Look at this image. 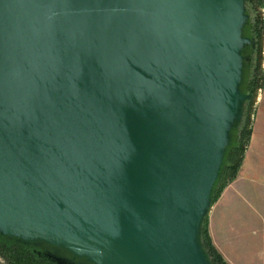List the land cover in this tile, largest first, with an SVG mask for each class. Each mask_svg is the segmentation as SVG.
Listing matches in <instances>:
<instances>
[{"label":"water","instance_id":"95a60500","mask_svg":"<svg viewBox=\"0 0 264 264\" xmlns=\"http://www.w3.org/2000/svg\"><path fill=\"white\" fill-rule=\"evenodd\" d=\"M249 2L0 0V237L53 264H212L256 97Z\"/></svg>","mask_w":264,"mask_h":264},{"label":"crops","instance_id":"0c3cea01","mask_svg":"<svg viewBox=\"0 0 264 264\" xmlns=\"http://www.w3.org/2000/svg\"><path fill=\"white\" fill-rule=\"evenodd\" d=\"M259 13L264 20V0ZM236 177L211 205V243L227 264H264V87Z\"/></svg>","mask_w":264,"mask_h":264},{"label":"trees","instance_id":"16d2710c","mask_svg":"<svg viewBox=\"0 0 264 264\" xmlns=\"http://www.w3.org/2000/svg\"><path fill=\"white\" fill-rule=\"evenodd\" d=\"M259 7L260 5L257 0H251V2L247 4V9L251 16L250 32L256 37L259 34L264 33V20H261L260 16L256 15V9ZM252 72L253 70L250 68L247 79L248 89L254 82ZM249 135L250 129H246L241 123L235 133L234 143L227 155L226 164L221 174L220 181L216 186L213 195V202L218 197L223 186L236 176ZM206 223L207 220L205 219L201 230V240L210 257L211 263L227 264L210 243L208 234H206ZM0 257L4 260V264H52L33 253L30 249L24 248L23 246L2 237H0Z\"/></svg>","mask_w":264,"mask_h":264},{"label":"rangeland","instance_id":"374dc122","mask_svg":"<svg viewBox=\"0 0 264 264\" xmlns=\"http://www.w3.org/2000/svg\"><path fill=\"white\" fill-rule=\"evenodd\" d=\"M258 38V41H259V44H258V47H257V50L256 52L254 53L253 55V60H252V65H251V68L253 70L252 72V77L254 79V82L253 84L250 86L249 90L256 96L255 97V100L251 101V102H248L246 103L245 105V109H244V115H243V120H242V124L244 125V127L246 129H250V135H249V138L251 136V132H252V127H253V123H254V119L258 113L257 111V107H258V104H259V98H260V95L262 94V89L264 87V33L262 34H259L257 36ZM248 142H249V139H248ZM248 142L247 144L245 145V149H244V152H243V156H242V159H241V162L243 160V157H244V153H245V150L247 148V145H248ZM240 162V164H241ZM240 167V165H239ZM239 169V168H238ZM238 172V171H237ZM237 175V173H236ZM236 177V176H235ZM234 177V178H235ZM233 178V179H234ZM233 179L231 181H233ZM230 181V182H231ZM229 182V183H230ZM227 183L225 186H223V188L220 190V193L219 195L221 194V192L223 191V189L229 184ZM218 195V197H219ZM217 197V198H218ZM217 198L215 199V201L217 200ZM214 201V202H215ZM212 202V204L214 203ZM206 220H207V217H206ZM207 224V223H206ZM206 228H207V225H206ZM206 234H208V228L206 229ZM208 238L210 240V237H209V234H208ZM210 243H211V240H210ZM212 244V243H211ZM213 246V245H212ZM0 264H4V260L0 257Z\"/></svg>","mask_w":264,"mask_h":264},{"label":"flooded vegetation","instance_id":"af4514ba","mask_svg":"<svg viewBox=\"0 0 264 264\" xmlns=\"http://www.w3.org/2000/svg\"><path fill=\"white\" fill-rule=\"evenodd\" d=\"M66 259H67V258H66ZM68 261H70L69 263H71V264H72V263H73V264H77V263H79L78 261H75V260H73V259H72V260L69 259ZM52 264H53V263H52Z\"/></svg>","mask_w":264,"mask_h":264}]
</instances>
